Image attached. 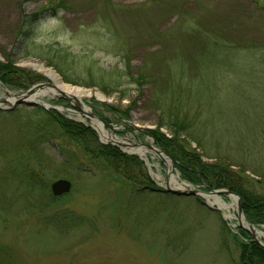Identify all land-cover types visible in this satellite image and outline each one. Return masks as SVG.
I'll return each instance as SVG.
<instances>
[{
  "label": "rangeland",
  "instance_id": "1",
  "mask_svg": "<svg viewBox=\"0 0 264 264\" xmlns=\"http://www.w3.org/2000/svg\"><path fill=\"white\" fill-rule=\"evenodd\" d=\"M260 1L264 0H0V64L8 67L0 76V100L7 96L4 90L15 94L40 82L56 86L32 68L39 65L63 84L92 94L79 100L81 107L118 130L95 120L104 131L98 135L92 129L99 144L115 146L105 137L111 134L127 144L131 141L122 138L147 145L154 139L163 150L155 132L165 137L170 132L166 125L157 127L168 112L155 104L159 84L147 81L137 86L129 77L138 75L140 68L165 76L162 65L177 57L176 47L187 59L200 43L187 33L186 25L194 20L200 28L219 29L234 45L264 52ZM112 7L117 11L110 12ZM193 61L194 74L183 61L165 62L170 67L167 99L184 103L198 120L195 134L207 152L214 154L219 148V158L234 180L248 188L252 198H264V63L248 53L211 45ZM116 73L124 75L120 86ZM23 77L29 81L21 89ZM35 100L62 108L45 110L63 119L88 126L83 114L64 99L42 94ZM35 107L22 103L11 109H16L15 115L0 114V264H243L244 249L253 239L239 227L234 201L211 196L209 202L217 201L213 206L220 208L215 210L199 197L166 193L177 197L172 198L150 191L165 192L171 176L179 183L171 186L169 181L171 187L185 184L205 192L237 193L240 203H246V210L241 205L245 219L264 232L259 218L263 208H249L255 201L242 198L229 181L209 188L195 184L164 150L174 159L172 164L166 156L130 146H115L129 161L90 160L61 126L36 113ZM30 120L40 125L41 130L29 129L34 136H51L32 152V136L21 126ZM196 144L190 142L191 147ZM135 149L145 150V156ZM80 161L77 170L74 165ZM57 179L70 181L69 192L52 195L50 185ZM141 188L143 193L135 192ZM256 237L264 244V235Z\"/></svg>",
  "mask_w": 264,
  "mask_h": 264
},
{
  "label": "trees",
  "instance_id": "2",
  "mask_svg": "<svg viewBox=\"0 0 264 264\" xmlns=\"http://www.w3.org/2000/svg\"><path fill=\"white\" fill-rule=\"evenodd\" d=\"M259 3L262 6L263 16H264V1L262 2L260 1ZM121 8L122 7H120V11ZM116 11H117L116 7H112V10L110 12H116ZM30 17H31L30 19L33 18L32 16ZM186 27H189L187 31L189 36L197 37L200 39L199 45L193 48L194 51L189 55H187L188 56L187 59H183L181 56L178 55V53L180 52L179 50L180 47L178 48L176 47L175 52L177 57L167 58L166 60H164V63L162 65L165 66L166 68V70L164 71L165 76L162 75L163 72H160L161 74H159V76L156 77V74L149 73L147 68H140L138 75H136L135 77L131 76L129 78L137 86H141V84L143 85L144 82L146 83L147 81L153 83L156 81L159 84L158 85L159 90L156 93L157 100H155L157 103L155 104L157 106H165L168 112H166L165 115H163L164 117H166V119H162L160 122H158L157 127L160 128L161 126L166 125L170 133L168 137H165L162 133L156 131L155 132L156 141L164 151L170 153L172 157L176 159V162L178 163V165H180L181 171L183 172L184 175H186L195 184L204 185L205 187L208 188L216 187L220 185L218 183L226 182L227 180L230 182L232 186L237 188V192L240 193V195L242 194L241 195L242 198L244 199L246 198L249 201H255L253 207L250 204L247 205L249 208L253 209L255 208V206L256 207L259 206L263 208L260 209V212L261 210L264 211V198L256 199L253 197L254 198L253 199L249 193V189L244 188L243 186L237 183L238 181L234 180L233 174L230 171L228 164L219 158L220 157L219 148L215 149L214 154L207 152L202 138H198V136L195 134V129L198 124V120L196 119V116L192 115L189 112L188 108L184 105L183 102L169 101L167 99L166 94L168 93L169 90L167 82H168V76L170 74V67H168V65L165 64V62L170 59L183 61L185 69L189 71L191 74H194L197 64L193 61V59L197 54H201L202 52H204L208 45H211L215 49L222 48L229 52H236L241 54L248 53V56L251 57L255 56V60L259 63L261 62L264 63V52H258L260 50L252 46L249 47L246 45H242V46L234 45L233 43H230L229 41L221 37L222 33H220L219 29H207L205 27L200 28L195 20L192 23L190 22V24H187ZM182 48L184 47L182 46ZM6 68L8 69V67L5 66L4 64H0V76L4 72H6L5 70ZM59 68L60 70L63 69V67L60 65ZM124 75L129 76V73L126 72ZM124 75L121 73H116V78L115 77L114 78L116 79L118 86L122 84L121 78ZM76 77H78V75H76ZM180 77L184 78L183 73L180 75ZM64 79L72 83L75 82L74 80L67 79V77L65 76ZM28 81H29L28 78L23 77V80L21 81L19 88L21 89L25 88L28 84L27 83ZM184 109L186 110L187 113H185ZM34 111L40 115H45V116L47 115L46 117L47 119L49 118L50 122L53 121L52 123L55 124L56 126H61L62 129L65 131L64 133L68 136V138L75 140L77 145L81 146L82 153L84 152L89 154L90 160H94L96 162L100 160L102 162H105L106 164L111 162V160L113 161L115 160L116 162L117 159H119L118 162H121L123 160L125 161L131 160L130 158L119 155L116 152L117 148L115 146L99 144L94 131L90 127L83 125L79 122H74V121L70 122V120L68 121L66 119H63L59 115H55L53 111L45 110L42 109L41 107H35ZM128 111L129 110L126 109L125 113H127ZM1 113L15 115L16 109L8 110V111L0 110V114ZM21 126L27 127L28 131L26 130L25 134L32 136L30 142L28 143L29 144L28 150H31V152L36 149V145H39L42 142L51 139L50 134L47 133L42 134L41 132H39V134L37 135L38 137L41 134L40 135L41 138L39 136L37 139V137L34 136L35 134L30 131L31 129L35 130V128L41 130L40 125L38 124L37 121L34 122L30 120L28 124L24 122L22 123ZM74 137L77 139H74ZM193 141L196 142L197 144L196 146L191 147L190 142L192 143ZM197 148H200L202 152L198 151ZM203 156L212 159L213 161H211L210 163H206L201 159V157ZM74 157H75L74 159L79 160L78 155H74ZM81 165L82 163L80 161L78 164L74 165V168L80 170ZM118 170H119L118 173L122 174L119 168ZM144 189L145 188H141L140 190H135V192L143 193ZM150 191H152L154 194H157L159 196L166 195L167 197L177 198L173 195L170 196L169 194H166V192L160 194L161 193L160 191H155L153 189H150ZM181 198L193 200V197H189V198L181 197ZM241 205H242V209L246 210L247 208L245 206L246 203L245 202L243 203V201H241ZM261 213H263L262 215L263 217H259V218L261 221H264V212ZM243 256L244 258H242L241 260L243 264H264V247L255 243L254 241H250L249 244L246 245V249H244Z\"/></svg>",
  "mask_w": 264,
  "mask_h": 264
},
{
  "label": "water",
  "instance_id": "3",
  "mask_svg": "<svg viewBox=\"0 0 264 264\" xmlns=\"http://www.w3.org/2000/svg\"><path fill=\"white\" fill-rule=\"evenodd\" d=\"M48 88L54 89L57 91L56 87L50 82L36 83V84L32 85L31 87H29L26 91H22V92L15 93V94L8 93L6 90H4L5 95H7V96L5 99L0 100V110H11L15 106L20 105L22 103H24L28 106H36V107L40 106L44 109H53L56 111L62 110V108H60V107L47 105L44 103H40L39 101H35V100L30 99V97L33 95L40 96L42 94L43 95L50 94V95L56 96L60 99H64L76 111L83 114L84 118L88 121V126L90 128H92L94 131L98 132L97 129L94 127L95 120H98L99 122H101L103 124L104 127H106L107 129H110L113 132H116L115 126L105 123L101 118L97 117L96 115H94L90 111L84 110L81 107L82 105L80 104L78 99H76L74 96H69L62 91H57L58 95H55ZM64 110L67 112L74 113L73 110H69V109H64ZM98 135H99V132H98ZM106 139H109L108 143H111L117 147H127V146L138 147V148L142 147V148L152 150L161 158H162V156H166L170 160L171 164L174 162V159L171 156L167 155L163 150H161L159 147L154 145L155 144L154 139H151L152 143L149 145L142 144V143H139L138 141H135V140L133 141V140L128 139V138H125V139L122 138V139L124 141H128V142L131 141V144L121 143L119 141L120 139L116 138L114 135H111V134H108V137H106ZM171 169H172V167L170 166L168 174H170L169 172L171 171ZM70 187H71V183L69 180L57 179L56 181L51 183L50 190H51L52 195L60 196L62 194L69 192ZM164 191L166 193H170V194H173L176 196H194V197L202 198L203 200H205V202H203V204L205 206H207L211 209H215V210H220V208L213 206V205L218 206V204L215 203L217 201H215L214 203L209 202V198L211 196H216V197L227 196V197L231 198L234 201V204L236 206L235 207L236 208V218H237V221L239 223V227L244 229L252 237V239L255 243L264 247V244L259 239H257L254 227L251 224H249L248 221L243 216L242 209H241V203H240V196L237 193L230 191V190H226V189H216V190L210 189L208 192H205V191L200 190V189L191 188L185 184H183L182 186H178V187H171L169 185L168 180L166 181V187H165Z\"/></svg>",
  "mask_w": 264,
  "mask_h": 264
},
{
  "label": "bare ground",
  "instance_id": "4",
  "mask_svg": "<svg viewBox=\"0 0 264 264\" xmlns=\"http://www.w3.org/2000/svg\"><path fill=\"white\" fill-rule=\"evenodd\" d=\"M32 68L36 69L38 72H40L41 74H43L44 76H46L47 78H49L51 81H53V83L56 85V89L57 91H62L65 94L69 95V96H74L76 99H78V101L81 98H87V97H91L92 94L89 91H84L78 88H72L70 86H67L65 84H63L61 82V80L59 79V77L51 70L46 69L42 66L39 65H32ZM55 90V92H57ZM98 97V96H97ZM36 96L33 95L30 97V99L35 100ZM37 101V100H35ZM84 108V107H83ZM85 110H87L86 108H84ZM94 127L97 129V131L99 132L100 135H102L104 133V131H102V128L99 124H97L96 122H94ZM106 137V136H105ZM111 137V136H110ZM135 151L140 154L141 156H145V150L142 149H135ZM170 181V185L171 186H176L179 185L177 177L176 176H171L169 178ZM219 205L222 206V203L219 202ZM223 208V207H222ZM225 217L227 218L226 213H224ZM255 230V234L256 235H264V232L258 231L256 229Z\"/></svg>",
  "mask_w": 264,
  "mask_h": 264
}]
</instances>
